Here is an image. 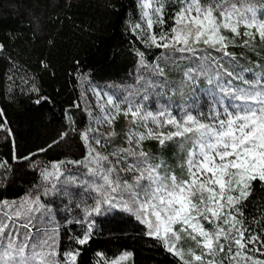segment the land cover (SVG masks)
Listing matches in <instances>:
<instances>
[{"label": "snow or ice", "instance_id": "1", "mask_svg": "<svg viewBox=\"0 0 264 264\" xmlns=\"http://www.w3.org/2000/svg\"><path fill=\"white\" fill-rule=\"evenodd\" d=\"M139 8L142 23L133 25V31L147 47L162 49L160 60L149 63L137 51L142 70L137 83L144 89L143 96L139 101L129 97L121 101L98 92L100 115L94 118L96 124L109 126L118 114L129 119L127 147L101 152L116 133L102 138L90 126L80 133L87 149L82 159L42 165L33 157L64 140L68 131L23 157L15 153L13 141V161L29 162L40 182L18 199L0 200V264H78L79 249L57 259L54 229L37 241L50 211L42 196L55 192L57 184L65 181L82 186L93 201L83 208L84 220L106 208L132 213L145 226V235L159 241L180 264H264V211L251 219L245 213L257 185L264 189V72L238 69L229 52L241 34L244 47L257 41L264 44V8L257 9L251 0H175L170 16L167 0H139ZM223 58L232 63L231 70ZM160 61L165 66L169 62L177 68L183 65L182 84L192 86L178 115L173 114L171 100L155 112L145 106L149 90L170 86ZM202 80L207 82L206 89L198 86ZM30 91L39 89L33 84ZM139 92L135 90L136 95ZM6 123H0V130H5ZM7 131L11 136V130ZM146 140L161 146L175 140L181 147L190 144L180 165L183 174L178 176L163 162L156 163L143 149ZM0 169L11 171L7 161H0ZM72 169L79 170L78 175ZM92 227L89 221L84 234L76 238L77 245L89 242ZM185 238L196 247L181 248ZM97 256L103 264H125L132 253L124 252L111 261L101 253Z\"/></svg>", "mask_w": 264, "mask_h": 264}, {"label": "trees", "instance_id": "2", "mask_svg": "<svg viewBox=\"0 0 264 264\" xmlns=\"http://www.w3.org/2000/svg\"><path fill=\"white\" fill-rule=\"evenodd\" d=\"M174 2L167 0L169 16ZM251 2L264 8V0ZM139 14L138 0H0V111L4 112L0 123L7 121L5 130H0V161H7L11 167L10 172L0 169V200L18 199L40 182L38 172L29 162L13 161V141L15 153L23 157L47 147L68 131L64 140L33 159L42 165L82 159L87 149L80 133L93 127L96 112L89 86L106 85L127 97L129 84L142 72L137 51L143 52L149 63L160 60L162 49L147 47L133 31ZM170 24L169 19L165 30ZM155 28L160 31L159 27ZM243 39L241 34L230 48L241 51L244 57L256 58L260 64L256 69L263 70L264 44L257 41L251 47H244ZM160 63L170 84L164 89L173 91L176 104L183 105L192 94V86L182 84L183 65L177 68L170 62L166 66L165 62ZM33 84L38 92L30 91ZM205 85L206 81L202 80L198 86ZM161 90L156 88L154 93L160 96ZM143 94L144 89L132 99L139 100ZM39 97L46 99L36 103ZM129 126V119L118 114L113 131L120 130L121 134L111 137L102 151L126 146L124 132ZM146 143L154 148L159 144L146 140L143 149ZM78 171L72 169L77 175ZM42 200L50 211L37 241L46 238L45 231L54 229L57 259H62L69 250L79 249L78 264H103L97 253L110 261L124 252L132 253L125 264H180L159 241L145 235V226L132 213L106 208L84 220L83 208L93 201L82 186L59 183L56 191L42 196ZM262 211L264 189L257 185L245 213L251 219ZM89 221L93 225L91 238L87 244L77 245L75 240L84 234Z\"/></svg>", "mask_w": 264, "mask_h": 264}, {"label": "rangeland", "instance_id": "3", "mask_svg": "<svg viewBox=\"0 0 264 264\" xmlns=\"http://www.w3.org/2000/svg\"><path fill=\"white\" fill-rule=\"evenodd\" d=\"M138 5H139V0H138ZM262 8V7H261ZM259 7H257V9H261ZM136 23H142L141 19H140V14H139V21ZM135 23V24H136ZM157 33L158 30H156V28L154 29ZM229 52L231 53L232 58H234L235 62H236V66L237 68H244V69H251L252 73H262L264 72L263 70L260 69H256V68H260V64L258 63V60L254 57H244L243 53L240 51L239 52H235L232 48L229 47ZM215 55V53H214ZM254 61L256 63H254ZM223 62L227 65L228 69L231 70L233 65L232 63L229 62L228 58H223ZM252 62V63H251ZM257 65V66H256ZM261 68H264V65L261 64ZM246 75H249V73H245ZM138 79L132 81L127 89V97H129L130 99L136 97L137 95L135 94V90L136 89H140V91H142L143 89L140 88V84L137 83ZM208 87L207 82L206 85L204 87H200V89H206ZM89 89L93 95V99H94V103H95V107H96V112L95 115L93 117V128L97 129V133L102 136H105L107 133L112 132L113 131V124L111 126L107 125L106 123L103 125H98L95 123V117L100 115V108L98 107L99 103L101 102L100 97L97 96V93L99 92L101 94V96L103 97H107L108 95L113 96L114 98H119L121 101H123L124 99V95L117 93V92H113V90H111L108 86L106 85H95V84H91L89 86ZM173 91L168 92L167 90H165L164 88L161 90V92H159L160 96L158 94L154 93V90H152V92H149V100L145 102V106L148 108V110H151L153 112L159 110L162 106L167 105L169 103V101L171 100V102L173 103V108L174 113L178 115V108L181 105H177V101H175V93L171 94ZM132 94V95H130ZM161 99H159V97H161ZM141 99V98H140ZM139 99V100H140ZM204 97L201 96V101H204ZM136 100V101H139ZM122 107H126V105H121ZM118 115H116L117 118ZM131 126H129L125 132V139H126V134L129 131V128ZM116 133V136L118 137V135L121 134L120 130H116L114 131ZM191 145H184L183 147H181V142L179 140H175V141H170L167 142L164 146H161L160 144H157V146L154 148L152 145H150V143H146L144 144V151L150 153L154 158H155V162L156 163H160L163 162V164L165 165V167H167L170 170H173L177 173L178 176L182 175V170L180 168V165L183 162L184 157L186 156V152H187V148H189ZM105 147V144L103 147L100 148V151L107 154L112 152L113 150H115L116 148H119L121 146H117V147H109L107 148L105 151H102V149ZM123 147H127L123 146ZM180 247L183 248L185 251H187L189 248H195V244L194 242H192L191 240L188 239H183L180 241ZM111 261V260H110Z\"/></svg>", "mask_w": 264, "mask_h": 264}]
</instances>
